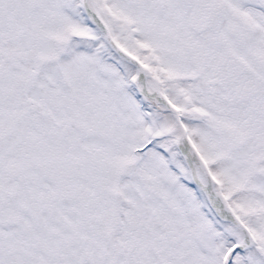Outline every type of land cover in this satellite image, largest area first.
I'll use <instances>...</instances> for the list:
<instances>
[{
	"label": "snow or ice",
	"instance_id": "snow-or-ice-1",
	"mask_svg": "<svg viewBox=\"0 0 264 264\" xmlns=\"http://www.w3.org/2000/svg\"><path fill=\"white\" fill-rule=\"evenodd\" d=\"M0 264H264V0H0Z\"/></svg>",
	"mask_w": 264,
	"mask_h": 264
}]
</instances>
